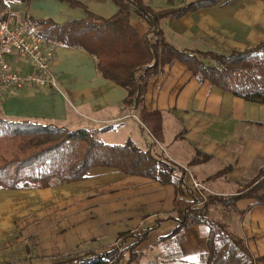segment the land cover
I'll return each instance as SVG.
<instances>
[{
	"label": "crops",
	"instance_id": "crops-1",
	"mask_svg": "<svg viewBox=\"0 0 264 264\" xmlns=\"http://www.w3.org/2000/svg\"><path fill=\"white\" fill-rule=\"evenodd\" d=\"M1 1L10 21L27 27V17L64 23L85 18L88 12L110 17L119 9L114 0ZM143 1L161 10L192 0ZM131 24L140 34L150 29L134 13ZM160 27L165 39L182 50H242L264 40V0H229L163 18ZM46 42L54 47L51 71L59 88L28 85L1 90L0 117L70 129L107 127L94 136L111 144L134 141L143 151L185 167L187 177L201 181L210 195L235 194L264 166V103L200 82L175 61L150 80L142 106L126 107L127 90L98 74L92 54ZM11 59L14 68L32 70L29 59ZM197 153L208 158L192 162ZM175 196L173 184L108 167L93 168L86 178L72 183L0 189V264H52L79 248L110 250L119 233L136 236L148 229L134 264H201L208 227L191 226L178 242L171 236L176 222L163 220L173 211ZM208 209L211 217L227 221L245 236L255 255H264V204L244 198L236 203L243 213L218 202Z\"/></svg>",
	"mask_w": 264,
	"mask_h": 264
},
{
	"label": "trees",
	"instance_id": "trees-1",
	"mask_svg": "<svg viewBox=\"0 0 264 264\" xmlns=\"http://www.w3.org/2000/svg\"><path fill=\"white\" fill-rule=\"evenodd\" d=\"M228 1L192 0L177 8L155 10L143 0H114L119 9L110 17L88 12L85 18L64 23L32 17L26 20L28 27L46 41L56 46L82 48L92 54L98 74L127 90L123 101L126 107L142 106L150 80L175 61L186 65L200 82L209 81L222 91L264 103V40L230 53L182 50L165 39L160 27L163 18L180 17L189 11ZM1 3L5 5L7 0ZM133 13L150 25L147 33L140 34L131 24ZM105 128L70 129L53 123L0 117V189L46 188L72 183L86 178L96 167L170 183L176 191L169 215L176 222L171 236L180 242L187 228L208 227L207 252L201 255V264H264V255H255L245 236L232 230L227 221L211 217L208 209L210 203L218 202L243 213L236 209V203L244 198L264 204V166L249 183L241 184L235 194H209L205 201L200 191L193 188L185 167L143 151L132 140L111 144L97 139L94 132ZM206 158L208 155L197 153L192 162ZM148 230L136 235L134 246L145 240ZM132 234L124 231L119 237ZM132 248L123 252L119 248L104 251L85 248L64 253L52 264H122L125 251L130 252ZM137 255L132 251L128 263Z\"/></svg>",
	"mask_w": 264,
	"mask_h": 264
},
{
	"label": "built area",
	"instance_id": "built-area-1",
	"mask_svg": "<svg viewBox=\"0 0 264 264\" xmlns=\"http://www.w3.org/2000/svg\"><path fill=\"white\" fill-rule=\"evenodd\" d=\"M54 47L48 44L36 30L19 22H11L0 6V91L8 88H23L28 85L59 88V81L51 71ZM29 59L31 71H22L12 66V56ZM192 186L202 193L206 186L192 179ZM204 192V191H203Z\"/></svg>",
	"mask_w": 264,
	"mask_h": 264
},
{
	"label": "rangeland",
	"instance_id": "rangeland-1",
	"mask_svg": "<svg viewBox=\"0 0 264 264\" xmlns=\"http://www.w3.org/2000/svg\"><path fill=\"white\" fill-rule=\"evenodd\" d=\"M163 1H166V0H163ZM176 1H178V3H180V2H182V0H176ZM171 8H176V7H171ZM10 18V17H9ZM204 191V194L207 196V195H209V193H208V191L206 190V189H204L203 190ZM169 215L170 214H167V215H165L164 216V218H163V220H172V219H170L169 218ZM162 219V218H161ZM174 221V220H173ZM119 237V236H118ZM130 238H133V239H135V241H132V242H130L131 241V239ZM137 237L135 236V234L133 233L132 235H130V236H126V237H119L118 238V240H117V243L114 245V247H112V249L113 248H119V251L120 252H123L124 250H126V249H129L130 247H133L132 249H131V251L129 252V250L128 251H125V258L123 259V261L122 262H124L125 264H128V259H129V255L132 253V251H134V252H136V251H138V245L137 246H134V244L136 243V241H137ZM129 240V241H128ZM82 249H85V248H79V249H77L76 251H79V250H82ZM137 253V252H136ZM140 258V253H139V251H138V255H137V257H136V259L135 260H138ZM136 261H132L130 264H134Z\"/></svg>",
	"mask_w": 264,
	"mask_h": 264
}]
</instances>
